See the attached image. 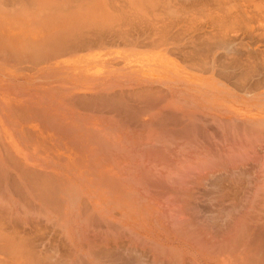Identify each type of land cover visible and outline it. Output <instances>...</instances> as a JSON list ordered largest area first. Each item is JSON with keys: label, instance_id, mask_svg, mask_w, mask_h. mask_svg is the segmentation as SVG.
I'll use <instances>...</instances> for the list:
<instances>
[{"label": "rangeland", "instance_id": "obj_1", "mask_svg": "<svg viewBox=\"0 0 264 264\" xmlns=\"http://www.w3.org/2000/svg\"><path fill=\"white\" fill-rule=\"evenodd\" d=\"M160 1L167 3L163 13L170 8L175 11L171 12L174 14L165 13L162 23H159V28L168 36L162 43L159 37L151 36L152 29L155 30L154 24L143 20L148 23L146 25L134 18L135 27L128 32L123 29L127 33L126 38H115L116 41L111 42L110 35H107L102 40L107 44L106 51L42 55L38 61L35 59L37 53L32 50L23 58L31 63L41 62L45 74L55 73L56 68L59 73H68L70 70L66 69V72L64 65L69 62L75 70L87 68L89 101L81 100L86 96L78 100L70 95L80 90L77 86L66 88L62 84L56 90L64 98L62 105L68 107L66 104L72 100L78 105L88 106L89 122L81 125L71 112H60L59 108H55V100L46 87L49 82L42 80L44 92L40 109L35 108L30 114L24 111L28 120L41 122L42 127L40 130H25L21 134L25 140L21 145L22 150L5 131H0V140L7 142L5 137H9L8 151L20 158L26 167L71 180L75 187L77 183L69 174V163H74L75 151L79 154L86 151H73L70 142L80 140L85 133L104 132L105 138H109L100 142L105 143L94 144L102 161L98 171L120 173L121 183L117 182L118 186H131L140 203V206L137 204L131 209L123 205L124 210L113 209L119 203L118 199L113 204V200L105 198L104 205L109 208L105 214L114 210L120 217L115 220L116 225L110 224L107 215L103 219L98 216L102 220L93 222L97 220L96 215L89 214L87 219L84 210L73 208L72 217L77 224L70 225L73 231L68 234L66 227L57 225L59 221L55 224L52 218L47 217V208L39 207L42 204L37 201V210L33 209L31 215L3 222L6 230L18 227L26 235H34L27 237L33 241L35 250L46 261L51 260V264L264 263V19L256 16L258 14L264 18V0H170L172 6H169V0ZM232 6L239 12L245 9L243 14H246V18L242 13L235 15L237 20L241 19L244 23L240 25L237 22L225 33L217 20L228 19L227 9ZM175 9L181 13L178 14ZM35 18L38 20L35 26L43 24L41 16ZM61 18L55 19L59 22ZM151 22L154 23L155 19L151 18ZM26 25L33 27L23 19L19 28ZM208 32H215L216 37L225 34L226 37H221L226 38L224 43L227 42L230 48H225L227 44L222 45L223 38L222 41L219 38L215 41L224 49L218 45L212 46L214 40L210 47L212 39L206 42L208 48L204 39ZM29 33L33 42L42 43L46 38L41 31ZM197 35L204 37V43ZM192 36L199 40L198 44L202 41V45L206 46L204 53L199 51L201 57L191 56L197 52V43L195 46ZM100 41L94 40L93 47L99 46ZM10 51L17 53L20 50ZM204 62L209 68L203 65ZM94 156L89 158V162L94 161ZM54 163H61L64 168L51 167ZM3 182L4 178L0 175V183ZM0 187L6 190L4 184ZM0 197L4 199L6 193H0ZM92 203L95 205L94 200ZM144 204L166 216L165 220L161 217L163 213L154 214L158 221L153 220L149 225L155 227L154 234L150 232L151 227L146 228V222L141 221L144 214L140 212L150 208L141 209ZM124 211L130 212L132 221L123 214ZM90 216L94 224L88 223ZM172 216L174 220L180 218L177 223ZM160 219L163 223H160ZM96 224L100 225V230ZM72 250L74 253H71ZM0 258L3 261L12 260L4 255H0Z\"/></svg>", "mask_w": 264, "mask_h": 264}, {"label": "bare ground", "instance_id": "obj_2", "mask_svg": "<svg viewBox=\"0 0 264 264\" xmlns=\"http://www.w3.org/2000/svg\"><path fill=\"white\" fill-rule=\"evenodd\" d=\"M168 2H169V6H172L173 2L172 1L170 2V0ZM166 5H167L166 2H163L160 0H0V7L3 6L5 9H7L9 11L19 10L21 12V14L24 15V17H23L24 22L26 21L27 23H30L33 26V27H31L29 25L22 26V28L19 30L18 34H16V36H18L19 40L21 41L18 44L22 43V44H20L19 48L17 49V50H20L17 52L18 56L21 58H25V56L32 53L31 51L33 50L34 52L37 53L35 59H37L38 61L40 60L42 55H45V56L56 55V56H58L57 54L66 53V52H81V53H83L84 51H92V50L106 51V50H108V48L105 46L107 44L102 42V40H105V37L107 35H110V41L111 42H115L116 39H121V38L125 37L127 35V33H125V31L128 32L129 29H132L135 27L134 26L135 22H134V20L132 21V19H134V18L142 21L146 25H148V23L152 24V25L154 24L155 30L152 29L151 36L153 38L159 37L160 42L162 43L165 40V38L168 36L166 34H164V32L161 28H159V23H162L161 19L165 13H169V12L171 13L172 11L175 12L173 9L170 8V9H167V11L165 13H163L162 11L166 7ZM175 10H176V12H178L177 9H175ZM244 11L246 12L245 9H244ZM244 11L239 12L236 8H234L232 6L231 8L227 9V17L229 20L224 19V18H220L217 20V22L220 23V27L224 30L225 33H227L231 28H233L235 26V24L237 22H238V24L244 23L241 19L240 20L236 19V16L239 15L240 13L243 14ZM179 13H181V12L179 11L178 14ZM182 13L185 15V12H182ZM171 14H174V13H171ZM37 16L42 17L41 18L42 23H43L42 25L40 24L39 26H35V23L37 20L35 17H37ZM60 16L62 18L59 20V22H57L55 18L60 17ZM243 16H244V18H246V14H243ZM256 16H259V18L264 19L263 17H260V15H258V14ZM151 18L155 19L154 23L151 22ZM209 19L211 20V16L209 17ZM50 20H53V22L51 23ZM143 20H147L148 23L144 22ZM263 21L264 20H262V22ZM20 24L22 25V21ZM123 29H125V31ZM29 31L33 34H35L37 32L39 33L41 31L42 34H46V38H44L45 40H43L42 43H39V41H36V42L30 41V38L28 36V34L30 35ZM210 33L211 32H208V34H210ZM208 34L207 33L205 35L203 34L206 38L201 37L202 34L199 36L197 35V38L198 37H199V39L202 38L201 40L203 41V43L205 41L204 39H206L205 43L209 42V40L212 39L209 43V46H210V44H212V41L214 40L215 43L213 42V44H212V46H214V47L215 46L217 47V45H218L216 43V41H218V38L222 41L223 37H221V35L222 36L225 35V34L221 33L220 35L218 34L219 37H216L217 35H215L216 34L215 32L213 34L211 33L210 35H208ZM206 35L208 37L210 36L209 39ZM194 36H196V35H194ZM194 36H192V37H193V39H195V41L192 39L191 43H192V41H194L193 42L194 45H195V43H197L196 44L197 46L199 44L202 45L203 44L202 41L198 44L199 40L197 41ZM225 37H226V35H225ZM225 37L223 38V41H222L223 44L221 43V41H219L223 46H226L225 44H227V42L224 43V41H225L224 39H226ZM169 39H170V37H169ZM215 39H216V41H215ZM94 40H101L99 43V46L93 47ZM230 43H232V42H230ZM234 44H235V42H233L232 45L234 46ZM206 45L209 48L207 43H206ZM227 45L228 46H226L225 48L227 49V47H228V49H229L230 45L229 44H227ZM197 46L195 47V50H197V52H195L191 55L193 58L201 57V55L199 53L201 51H202V53H204L203 49L206 48V46H203V45L200 47L198 46L199 49H201V50H199ZM218 46L221 49L223 47V46L220 47V44ZM223 49H224V47H223ZM88 56H90V55H88ZM206 60H204V61L209 64L210 62H208ZM205 62L203 63L204 66H206ZM196 64L198 65V62H196ZM199 67H201V64ZM110 68H113V67H110ZM207 68H209V67H207ZM205 69H202V70L205 71ZM206 70L208 71V69H206ZM84 98H86V99L84 100ZM84 98L81 99V100H83V102L89 101V99L87 97H84ZM77 99L79 100V98H77ZM80 104H86V103H80ZM165 107H166V105H165ZM2 111H3V109H2ZM45 118L47 119V117H45ZM41 119L43 120V118H41ZM46 122L51 125V123L49 121H46ZM63 129L67 130V132H69V130L66 127H63ZM56 130H57V127H56ZM58 134H59V131L57 130L56 135H58ZM104 135H105L104 132H101V133L92 132L91 134L85 133V135H83L80 138V140L70 142L69 145L72 147L71 149H73V151L74 150L86 151V152H83L82 154L76 153V151H75L74 163H71V162L69 163V168H70L69 174L73 177L74 183H75V181L77 183L75 185V187L73 186V183L71 180H68L66 178H62L61 176H58V175L51 176V175H48L45 173L42 174L35 169H31V168L26 167L24 165V162L22 160H20V158H18L17 156H14L13 154H11L8 151V142H4V141L0 140V147L2 149V150H0V152H1L0 153V170L2 171V174H0V175H2L4 178V182L0 183V186L4 184L5 189H6L5 191H3L0 187V193H6V196H7L4 199L2 197H0V255H4L5 257H7L9 259L12 258V260H8V261H3L0 258V264H19L17 261H21L20 264H51V260L46 261V259L42 256V254L38 253V251L35 250V248L33 246V241L29 237H27V236H34V235H26L23 230L19 231L18 227L11 229V230H9V229L6 230L3 228V226H4L3 222H6L9 219L12 220L13 218L23 219V217H27L28 214L31 215V212L33 209L37 210L35 207V201L40 202L42 204V205H39V207L43 206V207L47 208L46 214L50 220L52 218L55 224L58 223V221H59L60 224L58 223L57 225H59V226L62 225L61 227H66V233L67 234L69 231H73V229L70 227V225H72V223L77 224V220H75L72 217L73 208H81L82 210H84V214L87 217V219H89V217H88L89 214L97 216V220H93L92 216H90L91 221L90 222L87 221L88 223L94 224L93 223L94 221H98V220L101 221L103 219V217H105L104 215H107L106 219L111 222L110 224L113 223L114 225H116L115 220L119 219L120 217L118 216V213H116V211H114V210L107 211L108 213L105 214V210L109 209L108 207H106L104 205V199L105 198H110V200H113L112 201L113 204H114L115 200L118 199L120 205H118L119 203L114 205L113 209H114V207L116 209L117 208L123 209V207H121V205H123L124 207L129 206V207H126L127 209L128 208L131 209V206H132V208L136 207L137 204L140 206L139 199L136 200V198H135V190L131 186L123 187L120 184H119L120 187L118 186L117 182L121 183L119 180L120 179L119 177L121 175L120 173H117V172L110 173V172H104V171L99 172L98 171L97 168L102 167L101 166L102 161L98 158L99 152L97 150H95L94 144H100V143L104 144L105 139L108 137L107 136L105 138ZM108 135H110V134H108ZM101 139H104V141H103L104 143L100 142ZM87 153H89V155H87ZM93 156H94V161L89 162V158H92ZM193 165H195V164H193ZM54 166L64 168L61 163H54V165H52L51 167H54ZM199 167H200V165H199ZM73 168H75V169H73ZM77 168H80V170L77 171L76 170ZM196 168H198V167H196ZM89 169L96 170V171H89ZM12 172H15V175H12ZM130 176H132V175H130ZM125 177L127 178V175ZM123 179H122V182L124 181ZM186 179H189V178H186ZM126 181L128 182V180H126ZM25 184H26V186H25ZM129 187H131V188H129ZM93 200L95 202V205L92 203ZM89 202L91 203V206H89V207H91V209L88 207ZM107 202H109V200H107ZM149 207L150 206H147L146 204H144V207L142 205L141 209L142 208L147 209ZM140 213L144 214V217L141 219V221L144 220L146 222L145 223L147 226L146 228L151 227L150 232L154 234L155 233V230H154L155 227L153 225H151V226H149V225L151 224V222L153 220H155L156 223L158 221V217L156 218V216H154V214L157 213L156 215H158V214L161 215L163 212L161 213L159 210L154 211V208L150 207L146 212H140ZM171 213H172V211H171ZM171 213H169V215ZM123 214H126L128 219L132 221V218H130L131 217L130 212L125 213V211H124ZM187 215H189V214H187ZM82 216H83V218H86V217H84V215H82ZM98 216L102 217V219L101 220L98 219ZM177 216H179V215H177ZM125 217H124V219H125ZM161 217L166 220V216L164 215V213L161 215ZM76 218H77V216H76ZM178 218H177V220H178ZM84 220L85 219H83V222H84ZM92 220H93V222H92ZM104 220L102 221L103 224H105ZM173 220H174V217H173ZM177 220H174V222L177 223ZM182 220L184 222V217ZM240 221H239V223H240ZM243 221H244V219H243ZM254 221L256 222V220H254ZM254 221H253V223H254ZM183 222L181 224H183ZM160 223H163V221L161 219H160ZM84 224H85V222H84ZM254 224H257V223H254ZM241 225H243V224H241ZM96 226H97V224H96ZM96 226H95V228H96ZM98 226H100V225H98ZM98 226H97V229L100 230L98 228ZM104 226H106V225H104ZM156 226L159 227L157 224H156ZM243 226H245V225H243ZM164 227H165V225H164ZM159 228H161V227H159ZM89 229L91 230V228H89ZM93 229H94V227H93ZM108 229H111V228H108ZM117 229H118V227H117ZM125 230H126V228H125ZM127 230H129V229H127ZM176 230L179 231L178 229H176ZM256 230H258V229H256ZM104 232H106V230ZM239 232L240 231H238V233ZM81 233H82V231H81ZM191 233H192V231H191ZM195 233H198V232H195ZM253 233L255 234L256 232H253ZM259 233H261V232H259ZM67 234H65V235L67 236ZM199 234L201 235V233H199ZM233 234L237 235L235 232ZM101 235H103V234H101ZM183 235H184V233H183ZM231 235H232V233H231ZM80 236H82V234ZM121 236H123V235H121ZM229 236H230V234H229ZM263 236H264V234H263ZM95 238H96V236H95ZM204 238H205V236H204ZM243 238H244V235H243ZM194 239H195V236H194ZM229 239H230V237H229ZM103 240L106 242L105 238ZM227 240H228V238H227ZM97 241H98V239H97ZM92 242H93V240H92ZM263 242H264V240H263ZM209 244H210V242H209ZM148 245H150V244H148ZM92 247H90V249ZM206 247H207V245H206ZM208 247L210 248L211 246L208 245ZM214 247L216 248V245ZM227 248H229V247L227 246ZM242 248H243V246H242ZM247 248H248V246H247ZM259 248H261V247L259 246ZM163 249L164 248H162V250ZM229 249H233V248L230 247ZM93 251H91V252H93ZM168 252H171V251H168ZM214 252H216V251H214ZM71 253H74L73 250ZM172 253H173V251H172ZM226 253H228V252H226ZM116 254H118V253H116ZM79 255H80V253H79ZM72 256L74 257V255L71 254V257ZM80 257L82 258V256H80ZM94 257H96L95 254H94ZM238 257H240V256L238 255ZM180 258H182V256ZM81 261H83V260L81 259ZM179 261H181V259H179ZM189 261H190V258H189ZM192 261L193 260H191V262ZM230 262H232V261L230 260ZM248 262H249V260H248ZM81 263L84 264L83 262H81ZM192 263L195 264L194 262H192ZM250 263H252V262L250 261ZM238 264H240V263L238 262ZM262 264H264V263H262Z\"/></svg>", "mask_w": 264, "mask_h": 264}, {"label": "crops", "instance_id": "obj_3", "mask_svg": "<svg viewBox=\"0 0 264 264\" xmlns=\"http://www.w3.org/2000/svg\"><path fill=\"white\" fill-rule=\"evenodd\" d=\"M23 17L24 15L19 10L9 11L3 6L0 7V131H5L20 150L24 149L21 145L25 141L21 134L25 130H40L42 127L41 122L28 120L24 112L27 111L30 114L35 111V108L40 109L42 92H44L42 91V80L49 82L46 87L49 90L48 94L55 100V108H59L60 112H71L81 125L89 122L88 106L78 105L71 100L66 107L61 103L63 96L56 90L62 84L66 88L77 86L80 90L71 92L70 95H74L76 99L81 96L87 97L86 83L89 78L87 68L75 70L69 62L64 65L66 72L70 70L68 73H59L56 68L55 73L45 74L42 71L41 62L31 63L19 57L16 51H10L19 48L18 43L21 41L15 34L19 32ZM69 82L72 83L69 84ZM9 137H5L7 142L10 141Z\"/></svg>", "mask_w": 264, "mask_h": 264}]
</instances>
